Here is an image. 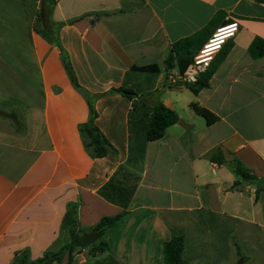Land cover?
Masks as SVG:
<instances>
[{
  "label": "crops",
  "instance_id": "1",
  "mask_svg": "<svg viewBox=\"0 0 264 264\" xmlns=\"http://www.w3.org/2000/svg\"><path fill=\"white\" fill-rule=\"evenodd\" d=\"M55 1L52 19L64 25L60 41L81 86L96 95L122 87L137 96L112 93L96 101V124L118 157L92 158L79 132L90 117L86 96L72 85L60 50L34 31L39 7L0 0V108L20 110L25 122L20 133L0 117V264H12L19 252H28L30 262L57 252L69 240L68 205L78 201L86 233L104 217L130 213L107 234V253L93 261L164 264V244L183 236L189 264H264V190L259 181L234 187L237 162L264 181V57L249 53L256 38L264 40V3ZM230 22L240 29L225 45L229 53L209 88L195 95L177 64L166 67L172 45L195 36L198 54ZM151 65L160 72L133 70ZM158 102L187 128L177 123L149 142ZM192 104L217 121L207 125ZM218 151L222 164L211 160ZM114 176L136 186L126 209L98 194ZM78 252L72 264L87 262L88 250ZM61 264H69L68 255Z\"/></svg>",
  "mask_w": 264,
  "mask_h": 264
},
{
  "label": "trees",
  "instance_id": "2",
  "mask_svg": "<svg viewBox=\"0 0 264 264\" xmlns=\"http://www.w3.org/2000/svg\"><path fill=\"white\" fill-rule=\"evenodd\" d=\"M258 1L264 3V0ZM55 6V0H41L34 31L44 38L49 44L55 45L60 50L63 65L72 85L76 90L82 92L86 96L90 109V117L88 122L79 126V132L86 150L94 159L104 158L109 153H112L117 158V149L107 140L96 124L98 112L95 104L99 98L112 93L122 94L129 99L136 97L137 94L121 87L118 89H111L105 94L96 95L90 93L81 86L74 71L70 57L60 41L59 31L64 25L57 24L52 19V12ZM99 18V15L94 16L91 20V24L93 26L96 25L99 22ZM230 47L231 45L223 48L221 51L222 55L219 60H214L210 68L199 75L196 83L186 86L192 93L198 95L202 90L209 88L211 78L217 71L221 62L227 57ZM197 52L198 49L195 36L182 39L172 45L171 52L166 60V67L171 68L177 64L181 73H185L193 65V60ZM249 53L253 59L257 60L263 58L264 40L256 38L249 48ZM133 70L152 74H158L160 72V68L157 65L133 67ZM191 108L197 115L206 120L207 125L210 126L217 121V118L207 109L201 108L195 104H192ZM151 111V118L147 127L146 138L147 141L154 142L162 139L166 130L177 124L180 118L175 111L166 107L162 102H158L153 105ZM0 117L11 120L15 124L18 132L23 133L25 131V122L23 114L20 110L16 109L12 112H7L0 108ZM211 160L219 164H222L225 161L224 155L221 151L214 154L211 157ZM123 171L124 168L120 167L118 169V174L123 173ZM234 172L240 178V181H237L234 187L239 186L241 182L259 181L261 183V188L259 190H264V181L250 175L249 170L246 169L240 162L236 163ZM135 189V185L122 186L116 181V177L114 176L103 188L98 191V194L108 202L117 204L126 209L134 195ZM79 208L80 201L70 203L68 205V210L64 218V227L69 231V240L57 252L48 253L41 259L33 262L29 261L28 252H19L16 253L12 264H61L66 255L69 257V264H72L78 251L84 249H87L92 257H97L107 253L109 249V245L106 241L107 234L110 230L122 224L130 213L128 211H124L117 216L104 217L101 219V221L91 231L98 234L97 242L89 247H86L81 241V237L86 234V231L80 227L78 221ZM184 248L185 240L183 236L172 237L171 240L166 242L163 246L164 264H189L183 256ZM111 264L118 263L112 260Z\"/></svg>",
  "mask_w": 264,
  "mask_h": 264
},
{
  "label": "built area",
  "instance_id": "3",
  "mask_svg": "<svg viewBox=\"0 0 264 264\" xmlns=\"http://www.w3.org/2000/svg\"><path fill=\"white\" fill-rule=\"evenodd\" d=\"M239 29L240 25L237 22H230L228 25L217 29L194 57L193 65L182 74V81L188 85L196 83L199 73L209 69L216 56L223 50L228 41L237 35Z\"/></svg>",
  "mask_w": 264,
  "mask_h": 264
},
{
  "label": "water",
  "instance_id": "4",
  "mask_svg": "<svg viewBox=\"0 0 264 264\" xmlns=\"http://www.w3.org/2000/svg\"><path fill=\"white\" fill-rule=\"evenodd\" d=\"M178 124L185 129L187 128L183 120H179ZM97 240H98V234L96 232L86 233L81 237L82 244L86 247L95 244Z\"/></svg>",
  "mask_w": 264,
  "mask_h": 264
},
{
  "label": "rangeland",
  "instance_id": "5",
  "mask_svg": "<svg viewBox=\"0 0 264 264\" xmlns=\"http://www.w3.org/2000/svg\"><path fill=\"white\" fill-rule=\"evenodd\" d=\"M32 4L35 6V8L38 6L39 7V5H38V1L37 0H32ZM82 251V250H81ZM79 253V252H78ZM83 253H85V255H84V259L82 258V261H84V260H87V262H83V264H108V263H105V261L103 262H100L101 260H99V261H96V260H92L91 259V255L89 254V251L88 252H83Z\"/></svg>",
  "mask_w": 264,
  "mask_h": 264
}]
</instances>
